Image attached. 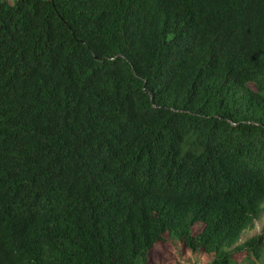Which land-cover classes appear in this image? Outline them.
<instances>
[{
  "label": "trees",
  "instance_id": "1",
  "mask_svg": "<svg viewBox=\"0 0 264 264\" xmlns=\"http://www.w3.org/2000/svg\"><path fill=\"white\" fill-rule=\"evenodd\" d=\"M173 250L264 261V0H0V264Z\"/></svg>",
  "mask_w": 264,
  "mask_h": 264
},
{
  "label": "rangeland",
  "instance_id": "2",
  "mask_svg": "<svg viewBox=\"0 0 264 264\" xmlns=\"http://www.w3.org/2000/svg\"><path fill=\"white\" fill-rule=\"evenodd\" d=\"M260 228L253 233H258ZM173 254L175 258L173 260H170L168 258L165 259V262L163 264H208L209 260L206 256L202 254H186L182 255L179 251L173 250ZM264 260V258H262ZM234 264H251L247 255L245 253H238L233 257ZM257 264H264V261L257 262Z\"/></svg>",
  "mask_w": 264,
  "mask_h": 264
}]
</instances>
